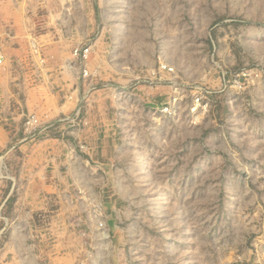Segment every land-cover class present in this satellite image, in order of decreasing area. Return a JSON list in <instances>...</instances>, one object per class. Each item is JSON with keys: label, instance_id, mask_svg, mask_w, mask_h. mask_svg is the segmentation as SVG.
<instances>
[{"label": "rangeland", "instance_id": "rangeland-1", "mask_svg": "<svg viewBox=\"0 0 264 264\" xmlns=\"http://www.w3.org/2000/svg\"><path fill=\"white\" fill-rule=\"evenodd\" d=\"M48 3L65 27L87 4L95 30L76 47H90L79 108L48 124L55 126L42 138H65L91 119L92 145L125 170L109 177V210L92 203L104 237L90 241L76 264H264V0ZM1 39L5 61L10 50ZM35 39L25 53L33 88L43 86L38 71L51 50L42 43L35 53ZM57 210L30 225L2 221L0 264L17 263L25 232L35 246L49 237Z\"/></svg>", "mask_w": 264, "mask_h": 264}, {"label": "crops", "instance_id": "crops-1", "mask_svg": "<svg viewBox=\"0 0 264 264\" xmlns=\"http://www.w3.org/2000/svg\"><path fill=\"white\" fill-rule=\"evenodd\" d=\"M49 1L0 0V34L10 50L0 67V224L8 218L11 222L25 218V224L30 225L57 205L62 209L61 214L57 210L58 215L51 216V228L45 229L51 235H41L37 246L29 241L31 233L25 232V250L12 264H76V258L91 252L90 241L102 239L97 221L90 214L92 203L99 201L107 212L109 203L104 194L110 190L112 170L118 175L125 172L110 162L106 152L92 145L96 128L91 119H85L82 129L68 132L65 138H25L23 122L27 113L36 114L47 126L77 112L83 86L72 51L88 45L95 30L93 10L87 4L77 10L74 21L65 27ZM32 35L40 46L44 43L51 49L46 67L38 71L43 86L38 84L35 88L29 81L32 72L25 55ZM78 144L86 145L81 150ZM112 209L116 211V205ZM156 210L151 207L152 212ZM151 223L167 238L174 235L152 217ZM179 226L183 241V223ZM118 234L121 237L120 231ZM46 237L49 244L45 247ZM33 251L36 258L47 256L48 261L34 260L30 255Z\"/></svg>", "mask_w": 264, "mask_h": 264}, {"label": "built area", "instance_id": "built-area-1", "mask_svg": "<svg viewBox=\"0 0 264 264\" xmlns=\"http://www.w3.org/2000/svg\"><path fill=\"white\" fill-rule=\"evenodd\" d=\"M37 42V43H36ZM31 43L33 44L34 52L38 53L39 52V46H38V41H32ZM90 55V47L87 46L85 48H76L73 52V58L76 60V62H79L81 64V78H89L91 76V73L84 68L85 63H87L88 58ZM4 61V49H3V42L0 36V65L3 64ZM164 70L167 71H172L171 68H168L167 66H162ZM91 91V90H89ZM169 109L166 108L165 111H168ZM60 122V121H59ZM55 125H50V126H43L41 125L39 119L34 115L30 114L27 115L24 119L23 123V131L25 138L28 140H36L40 137H43L45 133L49 132L50 127H54ZM97 226L100 231V233L105 231V223L103 221H97ZM102 237H104V234H102Z\"/></svg>", "mask_w": 264, "mask_h": 264}, {"label": "bare ground", "instance_id": "bare-ground-1", "mask_svg": "<svg viewBox=\"0 0 264 264\" xmlns=\"http://www.w3.org/2000/svg\"><path fill=\"white\" fill-rule=\"evenodd\" d=\"M71 158V157H70Z\"/></svg>", "mask_w": 264, "mask_h": 264}]
</instances>
